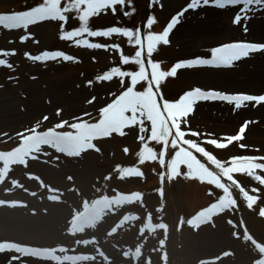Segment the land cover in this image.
Here are the masks:
<instances>
[{
    "label": "rangeland",
    "instance_id": "1",
    "mask_svg": "<svg viewBox=\"0 0 264 264\" xmlns=\"http://www.w3.org/2000/svg\"><path fill=\"white\" fill-rule=\"evenodd\" d=\"M18 1L0 0V14L40 3L31 0L12 8ZM146 1L132 0L135 13L129 17L117 6L116 14L109 10L90 18V29L119 26L135 31L142 24ZM189 2L157 0L148 10L144 38L161 34ZM241 8L203 6L184 12L169 44L158 45L148 59L158 62L161 71H170L177 62L210 58L212 48L229 42L264 43V10L257 8L253 18L235 25ZM78 27L74 16L67 22H39L27 30L0 27V52L9 53L0 59L12 65H0V264H215L221 257L225 264H264L257 250L264 247V147L238 132L241 126L254 131L253 125L264 131L262 119L244 111L250 102L240 108L223 101L197 102L182 130L201 133L186 137L201 145L181 140L185 147H180L176 139L182 134L170 142L160 132L163 117L146 95L138 97L129 89L118 97L130 86V77L99 79L105 73L101 79L120 75L111 71L113 67L138 71V65L122 63L123 56L134 57L138 46L118 34L77 38L106 46L101 49L60 39L63 31ZM23 36L28 38L22 42ZM57 50L73 60L28 58ZM223 68L178 69L175 77L161 81L160 95L176 102L196 87L264 94V83L256 81H264V53L226 67L242 79L228 83L229 90L211 78L217 74L225 83L219 70ZM138 78H143V67L133 82ZM248 78L254 79L253 85L243 83ZM146 83L138 82L135 90H144ZM138 100L147 105V117L125 112ZM228 119L235 122L232 127L217 125ZM104 126L107 134L97 137ZM46 132L66 139L26 149L27 141ZM238 134L241 140L233 136ZM226 137L227 144L216 142H226ZM191 150L210 158L198 160ZM93 207L99 210L97 221L83 228L86 212ZM203 216L206 224H198L196 218ZM207 233L213 234L211 244L201 241ZM7 246L50 251L55 258L23 256L5 250Z\"/></svg>",
    "mask_w": 264,
    "mask_h": 264
},
{
    "label": "snow or ice",
    "instance_id": "2",
    "mask_svg": "<svg viewBox=\"0 0 264 264\" xmlns=\"http://www.w3.org/2000/svg\"><path fill=\"white\" fill-rule=\"evenodd\" d=\"M157 0H151L150 7L155 4ZM240 12H238L233 19V24L240 25L242 20L247 21L253 18V14L259 8L264 10V0H190L186 7L181 11L176 17H173L171 22L167 24L165 29L161 34L149 33L143 40L141 39L140 30L137 28L135 31L127 27L112 26L108 27L106 30H91L90 29V18L99 16L102 13H107L111 11L113 14L117 12V6H120L122 14L124 17H129L135 13V6L132 0H41L40 3L34 5L26 10L14 11L9 13L0 14V27L5 30H27L29 26L36 25L39 22L45 21H59L67 22L70 16H74L79 21V27L70 30L63 31L60 39L65 41H75L77 46L83 45L90 49H101L105 48V45L100 43H83L78 37H82L87 34L88 37H110L113 34H118L120 36L126 37L129 44H135L138 46L134 54V57L129 58L128 56L122 57L123 64L134 63L139 66L138 71H122L119 67H113L111 71H118L120 75H113L106 79H101V77L106 76V73L99 77L102 81H110L113 77L118 76L120 78L130 77V86L127 87L125 91L122 92L120 96L132 90L134 94L138 97L147 96V101L151 102L155 108L159 109L160 115L163 117V121L160 123L159 129L162 134L168 136L169 141L176 139L177 133L182 134L179 139H176V145L180 147H185L182 141L192 143L195 142L199 145L197 140L188 139L187 136L199 137L201 133L197 131H185L182 130V125L187 124L188 121L186 117L194 111V105L200 101H223L227 102L229 105H235L236 108H240L244 102H255L256 104L264 103V94L261 95H251V94H236L229 95L224 94L220 91L215 90H201V88L196 87L194 90H189L182 94L176 102H169L165 100L162 95H160V84L161 81L166 77H175L177 75L178 69L192 68L198 66L207 67H231L234 66L235 62H238L244 58H250L252 54L264 53V43L256 42H231L226 43L222 46L214 47L210 50V58L197 57L194 59H188L182 62H177L170 71H161L160 64L158 62H153L148 59L147 63L151 68V74L149 76L146 71L145 61L142 59L144 54L145 40L147 42V56L151 57L157 46L160 44H169V35L173 28L179 23V17L184 15V12L189 10H198L203 6H212L219 9H225L226 7L241 6ZM128 9V10H124ZM243 13V15L241 14ZM153 23V18L148 19V25ZM64 24L61 23V28L63 29ZM243 30L247 32V25H243ZM28 37H21L23 42ZM112 47L119 50V45H112ZM11 54H15L12 52ZM0 55H9L7 52H0ZM28 55V54H26ZM49 57V59L55 60L57 58H62L64 61H71L73 57L67 55L62 51H44L42 55L28 56L29 59L33 61H47L49 59H41V57ZM0 65H6L11 68L12 65L4 59H0ZM141 67H143V78L136 79L133 82V76L140 72ZM108 73V72H107ZM145 81L146 87L142 91L135 90L138 82ZM123 83V79H121ZM155 85V89L153 87ZM117 99V98H116ZM160 101H163L162 103ZM113 103V102H112ZM111 104V103H109ZM108 105L104 108H107ZM137 112L141 118L148 116L147 105L144 101L138 100L133 107H128L125 109L126 113ZM148 121L151 122L149 119ZM140 123L144 124V120L140 119ZM63 127V123H61ZM245 131V127H241L239 132L242 134ZM239 136L240 140L242 135ZM171 137V139H170ZM235 140H233L234 142ZM217 143L226 142L216 141ZM176 145H173V150L176 149ZM241 147H246L241 144ZM261 159H264L262 157Z\"/></svg>",
    "mask_w": 264,
    "mask_h": 264
},
{
    "label": "bare ground",
    "instance_id": "3",
    "mask_svg": "<svg viewBox=\"0 0 264 264\" xmlns=\"http://www.w3.org/2000/svg\"><path fill=\"white\" fill-rule=\"evenodd\" d=\"M203 31H205V29L203 28ZM259 31H257L256 33H258ZM193 74V73H192ZM221 75H223L225 78H227V81L224 83L222 81V78H220L219 75L217 74H212L211 75V78L213 79L212 81L214 82H220L219 84L224 86L225 89H226V85L230 82H235L237 80V83H239L240 80H242L240 77L237 78V74H234V70H223V72L220 73ZM248 76V74H245L243 77H246ZM188 78V77H187ZM253 78H248V80L246 82H243L245 83V85H253ZM256 81L260 82L261 84L264 83L263 80H261L260 78H257ZM258 84V83H257ZM226 90H229V89H226ZM229 93V95H236L234 94L235 92H230V91H227ZM238 94H251V95H261L263 94V92L261 93H257L256 91H252V92H237ZM261 107H264V105H261L260 104H256L255 102H250L249 105H246L245 106V109L244 111H246V115L248 113H254V114H257L258 117H260L262 119V123L264 124V109H262ZM243 111V112H244ZM242 112V113H243ZM234 119V118H232ZM232 119H228L226 122L225 121H218L217 125L219 126H224V127H232L233 124L235 123ZM251 122V125L254 124V121H252L251 119H249ZM247 120V121H249ZM259 121V120H257ZM254 126L256 125H253V130L254 131H251L250 129H248V131L246 130V137H250L251 140H253L255 143H257L258 145L260 146H263L264 147V131L261 133L259 132L256 128H254ZM213 128H215V126H213ZM252 134V135H248V134ZM213 235V234H212ZM210 233H207L206 235H203V238L201 239V241H205V242H208L210 241V244L212 243L210 239L213 240V237ZM210 238V239H209ZM225 264L224 261H223V257H221L220 261L217 260L215 261V264Z\"/></svg>",
    "mask_w": 264,
    "mask_h": 264
}]
</instances>
